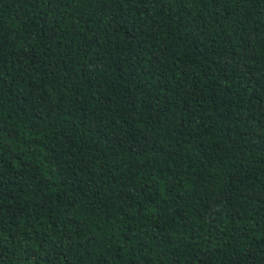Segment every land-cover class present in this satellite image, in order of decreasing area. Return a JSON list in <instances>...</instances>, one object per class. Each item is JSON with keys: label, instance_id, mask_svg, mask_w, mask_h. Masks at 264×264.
<instances>
[{"label": "trees", "instance_id": "obj_1", "mask_svg": "<svg viewBox=\"0 0 264 264\" xmlns=\"http://www.w3.org/2000/svg\"><path fill=\"white\" fill-rule=\"evenodd\" d=\"M0 264H264V0H0Z\"/></svg>", "mask_w": 264, "mask_h": 264}]
</instances>
